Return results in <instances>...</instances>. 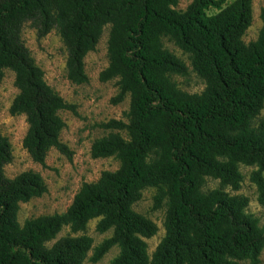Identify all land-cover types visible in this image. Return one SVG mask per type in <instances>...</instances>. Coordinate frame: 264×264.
Masks as SVG:
<instances>
[{"label": "trees", "instance_id": "trees-1", "mask_svg": "<svg viewBox=\"0 0 264 264\" xmlns=\"http://www.w3.org/2000/svg\"><path fill=\"white\" fill-rule=\"evenodd\" d=\"M252 1L192 0L178 10L180 0H0V82L5 69L14 72L18 94L10 113L25 115L23 147L35 163L44 165L52 148L69 156L59 112H74V106L45 82L22 40L24 23L31 22L40 37L58 31L67 50L66 76L76 85L87 82L84 59L110 26L108 65L99 79H116L112 103L130 98L127 122L100 124L126 137L110 132L90 149L92 158L118 159V169L82 184L64 213L23 225L20 203L41 197L47 186L30 170L5 177L11 146L0 134V264H83L90 237L47 243L64 226L84 232L92 219H98V232L113 230L94 247L92 262L118 246L110 264H256L264 224L246 211V198L226 191L240 188L239 167L250 165L264 196V6L258 38L248 44L242 39ZM209 8L218 12L207 15ZM163 38L189 55L205 83L201 93L178 88L172 75H186L187 67ZM207 178L218 180V187L205 190ZM149 187L156 189L155 202L166 200L167 206L166 234L151 259L144 238L157 228L132 208Z\"/></svg>", "mask_w": 264, "mask_h": 264}, {"label": "rangeland", "instance_id": "rangeland-1", "mask_svg": "<svg viewBox=\"0 0 264 264\" xmlns=\"http://www.w3.org/2000/svg\"><path fill=\"white\" fill-rule=\"evenodd\" d=\"M232 0H227L230 3ZM192 0H180L177 9L185 10ZM264 6V0L252 1V22L243 35V42H254L262 28L260 9ZM218 12L215 8L206 10L207 15ZM110 26L103 28L101 37L94 51L89 52L85 59V73L87 82L73 84L66 76L67 50L56 29L47 35L40 37L31 22L24 23L21 37L31 56L44 72L45 82L54 89L63 99L74 106V112L63 110L59 112L64 121V128L60 140L68 147L70 154L65 155L52 148L49 150L44 165L35 163L23 147V139L28 130V124L24 114L12 115L10 106L18 94L14 84V72L4 70V76L0 82V134L6 137L11 146V161L4 166V174L12 179L25 171L38 173L44 180L47 191L41 197L33 198L20 203L17 220L23 225L26 220L42 215L64 213L71 205L75 194L82 184L97 181L104 171H115L120 163L115 157L92 158L90 149L92 143L108 135L110 132L119 133L126 137L124 131L109 130L100 126L110 120L128 121L129 95L119 103H112V99L118 92L116 79L101 81L99 74L108 65L107 39ZM164 47L177 56L187 67V74H173L172 78L179 89L189 94H199L205 88L203 79L192 69L189 55L182 52L168 38H163ZM260 118H264V109ZM242 182L238 190L230 187L226 191L230 195H240L246 198V211L264 224V196L253 181L255 166L240 165ZM264 178V173H263ZM219 185L218 180L207 178L205 190L215 189ZM156 189L146 188L142 191L140 199L133 205V210L155 224L156 233L144 238L148 258L151 259L156 247L166 234V200L161 204L155 202ZM98 219L88 222L86 230L73 234L68 226H64L55 239L47 243L51 246L62 237L86 235L92 239L91 250L83 264H110L119 255L118 246H113L99 261L92 262L89 258L94 252V247L104 239L112 235L113 230L100 233L96 230ZM256 264H264V245L257 257ZM239 264H254L250 259L241 260Z\"/></svg>", "mask_w": 264, "mask_h": 264}, {"label": "crops", "instance_id": "crops-1", "mask_svg": "<svg viewBox=\"0 0 264 264\" xmlns=\"http://www.w3.org/2000/svg\"><path fill=\"white\" fill-rule=\"evenodd\" d=\"M232 1H233V0H232ZM232 1H231V2H232ZM226 2H227V0H226Z\"/></svg>", "mask_w": 264, "mask_h": 264}]
</instances>
